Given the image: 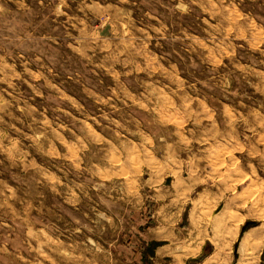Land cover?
Segmentation results:
<instances>
[{"label": "rangeland", "instance_id": "1", "mask_svg": "<svg viewBox=\"0 0 264 264\" xmlns=\"http://www.w3.org/2000/svg\"><path fill=\"white\" fill-rule=\"evenodd\" d=\"M144 252L264 264V0H0V264Z\"/></svg>", "mask_w": 264, "mask_h": 264}, {"label": "crops", "instance_id": "2", "mask_svg": "<svg viewBox=\"0 0 264 264\" xmlns=\"http://www.w3.org/2000/svg\"><path fill=\"white\" fill-rule=\"evenodd\" d=\"M144 259H142V262L144 263L145 262V264H147V263H149V254H147L146 252H144ZM154 258H156V256H154Z\"/></svg>", "mask_w": 264, "mask_h": 264}]
</instances>
